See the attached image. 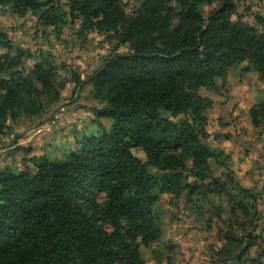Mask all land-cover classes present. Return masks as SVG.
<instances>
[{
	"label": "trees",
	"instance_id": "trees-1",
	"mask_svg": "<svg viewBox=\"0 0 264 264\" xmlns=\"http://www.w3.org/2000/svg\"><path fill=\"white\" fill-rule=\"evenodd\" d=\"M68 1L82 30L112 32L130 51L111 55L88 82L75 80L77 87L91 84L105 104L94 109L96 133L61 158L33 156L35 170L0 168V264H146L141 246L165 235L157 214L161 197L204 192L210 159L219 156L204 143L213 100L200 90H215L218 79L244 64L264 81V15H255L257 26L249 24L239 16L238 0H143L130 14L126 0ZM214 3L206 15L203 5ZM0 5L20 16L36 13L53 27L64 14L55 0ZM14 50L0 27V139L9 121L41 117L44 97L59 101L64 88L50 52L40 49L26 73L20 67L31 54L12 56ZM250 114L254 128L264 129V102ZM180 115L187 118L178 124ZM139 147L146 161L133 154ZM150 167L163 172L161 179ZM190 176L195 181L185 183ZM215 185L225 193L224 183ZM246 237L243 253L257 245Z\"/></svg>",
	"mask_w": 264,
	"mask_h": 264
},
{
	"label": "rangeland",
	"instance_id": "rangeland-1",
	"mask_svg": "<svg viewBox=\"0 0 264 264\" xmlns=\"http://www.w3.org/2000/svg\"><path fill=\"white\" fill-rule=\"evenodd\" d=\"M55 1L64 13L57 27L46 25L36 13L20 16L9 6L0 5V27L15 48L11 55L17 56L18 50L31 54L23 58L20 68L28 73L40 49L50 52L58 84L64 85L59 101L51 104L50 98L44 97L41 117L21 115L8 122L0 139V168L15 174L35 170L30 161L33 156L61 158L78 149L86 135L99 130L94 109L105 104L95 98L91 84L77 87L75 80L80 77L88 82L111 55L130 51L128 45H119L112 32L82 30L81 19L69 13V1ZM142 1L126 0V12L132 13ZM238 3L239 16L257 26L255 15H264V0ZM218 5H203L202 10L207 15ZM244 66H236L218 79L215 90H200L202 96L213 100L207 111L209 136L204 143L219 156L210 159L204 192L190 198L187 193L161 197L157 214L165 235L160 242L141 246L146 264H264V129L254 128L250 114L264 102V81L257 72L244 71ZM163 114L171 116L166 111ZM186 118L180 115L174 120L179 124ZM101 122L107 128L112 125L110 119ZM132 152L147 160L142 148ZM150 172L158 179L163 175L154 167ZM216 180L225 184V193L215 191ZM194 181L192 176L184 180ZM98 199L103 200L104 194ZM247 234L254 236L257 245L243 253Z\"/></svg>",
	"mask_w": 264,
	"mask_h": 264
}]
</instances>
